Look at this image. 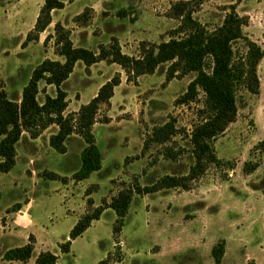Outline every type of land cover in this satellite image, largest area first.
I'll use <instances>...</instances> for the list:
<instances>
[{
    "label": "rangeland",
    "instance_id": "rangeland-1",
    "mask_svg": "<svg viewBox=\"0 0 264 264\" xmlns=\"http://www.w3.org/2000/svg\"><path fill=\"white\" fill-rule=\"evenodd\" d=\"M61 1L64 7L52 11V23L28 40L45 0H0V92L10 98L21 99L33 70L45 59L64 60L56 52L58 22L70 31L75 46L100 52L118 41L122 52L133 57L171 39L180 25L172 8L181 0ZM191 6L193 16L209 29L233 8L248 16L244 31L264 50V0H198ZM235 47L242 49V43ZM170 66L161 63L152 73L130 77L107 59L90 66L76 63L62 84L69 102L65 114L78 111L113 77L120 78L93 126L102 168L76 181L73 174L86 146L81 135L69 136L62 154L49 144L59 130L56 124L34 143H27L34 138L25 132L16 165L0 172V264H34L46 250L58 256L59 264H98L109 255L110 264H264V56L257 70L259 91H239L236 119L213 140L221 162L210 164L187 189L147 192L165 176H188L195 164L190 136L203 118L205 94L200 90L194 100L181 102L195 73L178 70L169 76ZM39 86L41 102L56 95L55 85L41 81ZM167 124L173 126L170 139L152 141L154 131ZM123 189L133 190V197L124 225L114 233L118 216L106 206ZM29 201L34 225L23 231L26 221H13L11 204ZM101 205L106 209L100 218L63 252L61 245L76 222ZM31 233L38 238L32 258L6 260L4 252L26 244ZM217 245L224 247L220 262L213 256Z\"/></svg>",
    "mask_w": 264,
    "mask_h": 264
},
{
    "label": "trees",
    "instance_id": "trees-1",
    "mask_svg": "<svg viewBox=\"0 0 264 264\" xmlns=\"http://www.w3.org/2000/svg\"><path fill=\"white\" fill-rule=\"evenodd\" d=\"M194 2L198 0H181L174 4L172 10L174 15L180 18V25L174 30L172 38L157 47L147 48L140 57L123 53L118 41L108 47L102 46L100 52L84 46H75L70 31L58 22L55 26L56 52L64 60L48 58L41 62L24 86L20 100L10 98L5 91L0 92V172L7 173L15 166L16 145L24 132L36 138L53 124H56L59 130L50 137V145L57 152H67L66 140L74 133L81 135L86 143L80 155L81 165L73 174L76 181H82L102 168L103 154L96 142L93 126L101 105L110 102L115 87L120 84V78L113 77L104 83L95 97L81 105L78 111L68 114H65L69 103L68 94L62 84L74 71L78 61L90 66L104 59L118 63L130 77L152 73L159 64L171 62L169 76L178 70L195 73L187 92L180 99L181 102L194 100L200 90L205 94L203 118L193 128L190 136L195 164L189 175L165 176L157 184L145 188V191L153 192L177 186L187 189L190 187V180L202 175L210 164H219L221 159L216 154L213 140L224 133L236 119L239 91H259L257 70L264 50L244 31L248 16L240 15L233 8L225 15L220 25L209 29L193 16L191 4ZM63 7L64 2L61 0H45L27 39H37L52 23V11ZM32 33H35L34 38ZM237 42L242 43V49L235 47ZM41 81L56 87V95H46L43 102L38 98ZM172 133L173 126L167 124L157 128L151 140L165 142L170 139ZM261 145L264 146V141ZM246 168L250 171L253 167L246 164ZM136 190L139 193L143 191L140 187ZM132 192L131 189L121 190L106 206L114 209L118 216L114 233L120 232L124 225V218L133 197ZM88 202L91 203L92 199ZM106 207L98 206L76 222L70 231V239L61 245L63 252L70 251L72 240L81 236L94 220L99 219ZM35 242V236L29 235L26 244L7 249L4 258L27 262L33 256ZM223 253V245L213 248V256L217 262L221 261ZM110 263L109 255L98 264ZM34 264H59L58 256L49 250L42 251L37 255Z\"/></svg>",
    "mask_w": 264,
    "mask_h": 264
},
{
    "label": "crops",
    "instance_id": "crops-1",
    "mask_svg": "<svg viewBox=\"0 0 264 264\" xmlns=\"http://www.w3.org/2000/svg\"><path fill=\"white\" fill-rule=\"evenodd\" d=\"M25 133V132H24ZM24 133H23V135H22V137H21V139L19 140V142L17 143V145H16V149H17V154H16V163H17V160H18V158H19V155H20V151H19V149H18V147H19V143H21V141H22V139H23V137H24ZM32 138V137H31ZM38 140V138H34V139H31V140H27V143H34L33 141H37ZM49 144H50V139H49ZM54 149V148H53ZM55 150V149H54ZM56 151V150H55ZM62 154H65V153H62ZM25 155H26V157H29L30 158V152L29 151H26V153H25ZM16 165V164H15ZM14 168V167H13ZM101 170V169H100ZM99 170V171H100ZM11 171V170H10ZM9 171V172H10ZM8 173V172H7ZM16 184V187H18L17 185H18V182L17 183H15ZM16 190H15V188H14V191L13 192H15ZM21 203V202H20ZM12 206H14L15 205V207H14V209L11 211V216H15V217H17V218H14V222H17L18 221V219H23V220H25L26 221V223H25V225L24 226H22V228L20 229V230H23V231H27L28 229H30L33 225H34V221H33V219L31 218V215H30V213H29V210H30V207H31V202L29 201V203H27V204H11ZM10 204L9 205H7V207H10L11 206ZM31 234H33V233H31ZM30 234V235H31ZM34 236H35V239H36V241H37V236L35 235V234H33ZM28 239H29V236H28Z\"/></svg>",
    "mask_w": 264,
    "mask_h": 264
}]
</instances>
